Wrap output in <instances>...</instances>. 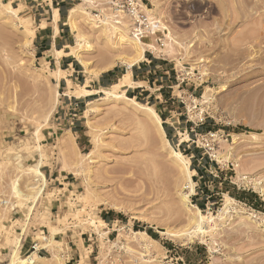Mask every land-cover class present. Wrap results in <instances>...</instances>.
<instances>
[{
	"label": "rangeland",
	"instance_id": "rangeland-1",
	"mask_svg": "<svg viewBox=\"0 0 264 264\" xmlns=\"http://www.w3.org/2000/svg\"><path fill=\"white\" fill-rule=\"evenodd\" d=\"M143 1L157 29L141 40L150 62L139 78L149 79L150 88L134 100L154 109L170 147L195 171L189 207L181 201L185 175L172 166L155 124L136 115L130 102L104 99L102 92L85 99L76 96L78 89L69 92L65 96L80 104L68 110V90L56 86V76L69 79V72L54 73L51 55L39 53L30 34L42 18L49 16L52 25L51 15L0 0L18 9L29 28L0 5V264L28 262L15 256L34 252L21 248L32 226L37 254L45 258L40 264H264V0ZM64 5L59 26L71 33L64 52L76 48L77 35L89 47L90 71L63 55L80 71L73 91L103 73L130 72L117 59L136 53L114 40L120 31L107 28L112 19L118 29L128 24L114 19L105 0ZM75 6L77 31H71L65 22ZM70 113L77 136L62 125ZM88 153L91 159H83ZM35 169L46 179L39 194L33 193ZM227 197L230 208L220 213ZM195 207L212 216L204 234L194 233ZM91 219L106 223L100 234ZM40 225L50 233L54 225L55 247H42L51 234ZM131 231L154 241L135 243ZM146 247L148 256L141 253Z\"/></svg>",
	"mask_w": 264,
	"mask_h": 264
},
{
	"label": "bare ground",
	"instance_id": "bare-ground-1",
	"mask_svg": "<svg viewBox=\"0 0 264 264\" xmlns=\"http://www.w3.org/2000/svg\"><path fill=\"white\" fill-rule=\"evenodd\" d=\"M0 5H1V7H2V10L4 11V13H6L7 14V16L9 15V17L12 19L13 18V20L14 19H17V20H19L20 21V23H21V25H23L22 27L24 28V30L25 31H29V28H28V26H27V24H26V22H25V18H24V20H21V18L19 17V10L18 9H16V8H11L10 7V5H8V4H5V3H3V2H0ZM78 6H75L74 8H71L70 9V11L68 12V15H67V19H66V22H65V24L67 25V26H69L70 27V30L71 31H77V27H76V25H75V22H74V18L76 17V15H77V13H78ZM147 11L148 12H150V9H148L147 8ZM27 17V16H26ZM58 18H59V13H58V10L57 9H53V20H52V27H53V29H54V35L55 34H57V32H58V27H57V21H58ZM105 20H107V18H105ZM104 20V22H108L109 20H107V21H105ZM112 21H113V19H112ZM111 21V23L110 22H108V24L110 23L111 25H108V29H109V26H111V28L110 29H112L113 31H111V33L113 34L115 31L117 32V31H120V35H118V36H114L115 38H114V40L116 39V42H120L121 44H123V45H127V47L129 48V46H131L132 47V49L134 50V54L136 53V55H135V57H132L131 59H129V60H126V59H124V58H118L117 59V61L119 60V61H121L120 63H122V64H126V66L127 67H132L134 64H136L137 62H139V61H141V60H143L144 59V47H146L144 44H142L143 42L141 41V39H136V40H130V37H128V35L126 34L127 32H128V30H129V26L128 25H125V24H123V26H122V29H118V26L116 25V24H118L117 22L115 23V21L114 22H112ZM121 22V21H120ZM19 25V24H18ZM117 26V27H116ZM41 28V27H40ZM105 29H106V27H105ZM76 33V32H75ZM74 33V34H75ZM30 34L32 35V37H34L35 36V32L34 31H32L31 30V32H30ZM117 35V34H116ZM30 36V35H29ZM74 36V35H73ZM113 36V35H112ZM74 38H75V46H76V48H72V50H70L68 53H66V52H64L63 50H56L55 51V53L57 54V56L58 57H60L61 55L63 56V55H69V54H71L72 55V57L73 58H75V60L86 70V71H90V69H89V66H90V62L86 59V55H85V52H87L88 51V49H89V47L86 45V44H84L83 42L84 41H82L81 39H80V37L77 35L76 37L74 36ZM112 37H110V36H106V41L107 42H109L110 41V39H111ZM124 46V47H125ZM69 47V46H68ZM130 49V48H129ZM116 61H114L113 63H111L109 66H108V68H113L114 66H115V63ZM107 67L105 68V70L106 69H108ZM54 73H56V74H58L59 75V73H60V69L59 68H56V70H55V72ZM58 79H59V77L58 76H56V80L58 81ZM67 86H66V90H68L66 93H64V95H66L67 96V94L69 93V92H71L72 94L73 93H75L76 91H80V92H76L77 93V97L79 98V97H89V96H93V95H96L97 93H99V92H102L103 93V95H104V99H123V100H125V101H128V102H130L131 103V105L133 106V108H134V112H135V114L136 115H138V116H141V117H143L145 120H147V121H149V120H151L154 124H155V127H154V129H155V131L157 130V133H159L160 134V136H161V138H162V140H163V142H164V144L166 145V146H168V148L170 149V151H169V154H168V156H169V159H170V161H171V164H172V166L174 167V168H176V169H178V170H180V171H183V173H184V175H185V178H186V185H187V192H185V193H182V195H181V201L183 202V204L185 205V207L186 208H188L189 206H188V203H189V201H188V197H189V195H191L193 192H194V182L192 181V179H191V176H192V174H194L195 173V171L194 170H190L189 169V167H188V164H189V161H188V159L180 152V151H176V150H174V149H172L171 147H170V144H169V142H168V139L166 138V136H165V133H164V130H163V127H162V125H161V120H160V118L158 117V115L156 114V112L154 111V109L151 107V106H145V105H142V104H140V103H138L137 101H135L134 99H132V98H128V97H126L125 95H124V91H125V89L127 88V87H131V86H133V84L131 83V77H130V73L129 72H126L125 74H123V76H122V78L117 82V83H115V84H113L112 86H111V89H108V90H102V91H97V90H89V89H86L84 86H76V87H78V88H76L75 89V91H73V89H72V86H73V84H72V82L69 80V79H67ZM58 85V83L56 84V86ZM78 89V90H77ZM92 109H93V107H92V103H90V105H89V108H88V112H90V111H92ZM141 125H143V124H141ZM140 130H141V128H140ZM144 130V129H143ZM145 132V131H144ZM143 132V133H144ZM145 134V133H144ZM148 136V135H147ZM83 157V159H88V160H90L91 159V153H88V154H85V155H83L82 156ZM35 174H36V176L38 177V179H39V186H37V187H34L33 189L35 190V191H33V193H35V194H39V193H41L42 191H43V188H44V185H45V182H46V179H45V176H44V174L41 172V171H39V170H37V169H35ZM94 199H96V203H103L102 202V200H100L99 198H97L95 195H94V197H93V200ZM89 201V200H88ZM232 201V199L231 198H229V197H227V200H226V202H224L225 203V205H224V207H223V209H222V212H220V213H226L227 212V210L230 208L229 206H230V202ZM109 204V203H108ZM107 205V204H106ZM108 206H110L111 208H113V209H119L118 207H117V205H115V204H109ZM196 208V207H195ZM196 210V214H195V218L193 219V230H194V233H196V232H198V233H200V234H204V233H206V232H208V231H210V229H212V228H210L211 226H210V224L209 223H211V222H213V219H212V216H206V215H204L200 210H199V208H196L195 209ZM80 212H77V214L81 217V215L79 214ZM77 215V216H78ZM77 216L75 217V218H77ZM87 216V215H86ZM254 216V215H253ZM88 217V216H87ZM87 217H85V218H87ZM43 218V217H42ZM83 218V217H82ZM59 219V218H58ZM81 219V218H80ZM79 219V220H80ZM82 220V219H81ZM80 220V221H81ZM88 220V219H87ZM62 221V220H61ZM86 221V220H85ZM90 221V220H89ZM96 222H97V220H95ZM95 221H93L92 219H91V222H88V224L89 223H91L94 227H95V231L97 232V233H99L100 232V227L101 226H104V225H106V223L103 221V220H98V223L97 224H99V225H97L96 224V222ZM51 222V221H50ZM66 222V221H65ZM64 222V223H65ZM48 224V223H47ZM56 224V223H55ZM90 224V225H91ZM50 227H52V228H50V229H52V231H51V236H50V239H49V241H48V243L47 244H43V248H47L49 245H50V243H57L54 239H53V235H54V230L53 229H55L54 228V225L53 226H51L50 225ZM62 229V228H61ZM96 232H94V233H96ZM101 233V232H100ZM99 233V234H100ZM103 235L105 234L104 232L102 233ZM130 234H132V236L131 237H129V239L130 238H132V239H134V241H135V243H138V244H141L140 242H141V240H144L145 242H147V241H154L153 239H151L146 233H144V232H142V231H131V233ZM106 235V234H105ZM171 235V234H170ZM169 235V236H170ZM101 236V235H100ZM81 239V238H80ZM79 240V239H78ZM78 240H77V242H78ZM132 242H133V240H131ZM54 244H51V245H53L54 246ZM81 244V243H80ZM51 245L49 246V247H51ZM56 245V244H55ZM82 245V244H81ZM55 247V246H54ZM50 249V248H49ZM52 251H54V250H51V252ZM81 251V250H80ZM83 251V250H82ZM84 252V251H83ZM55 253V252H54ZM141 253H143V254H146V256H148L147 254H149L150 253V251H149V248L148 247H146V248H144L143 249V252H141ZM87 254V253H86ZM15 255H16V253H15ZM141 255V254H140ZM150 255V254H149ZM82 256V255H81ZM85 256H87V255H84L83 257H85ZM145 257V256H144ZM15 258L16 259H18L19 261H22V262H24V261H28V262H26V264L28 263V264H40V260H42V259H45V258H43L42 256H40V255H38L37 254V251H34V252H32V253H30V254H28V255H26V256H15ZM16 259H14V260H16ZM17 261V260H16ZM18 261V262H19ZM61 263V262H60Z\"/></svg>",
	"mask_w": 264,
	"mask_h": 264
},
{
	"label": "crops",
	"instance_id": "crops-1",
	"mask_svg": "<svg viewBox=\"0 0 264 264\" xmlns=\"http://www.w3.org/2000/svg\"><path fill=\"white\" fill-rule=\"evenodd\" d=\"M65 0H19V4L28 5L31 10H34L35 12H38L39 15L42 17H45V15H51V21L53 17V9H57L59 13V19L57 21V27H58V32L57 34L54 33V29L52 27L51 22L49 21V16L47 18H42L39 21V27L36 32V50L43 54L44 56H48L49 54L51 57L49 58L48 64L51 66H54L60 69L61 72L63 71H68L69 74L67 75L71 82L75 84H80V71H77L74 66V61L72 58L69 56H62L60 58L55 57L54 52L56 50H63L69 45V41L71 38V33L67 27H61L59 26V22L61 20V16L64 17L65 11H67L65 5H64ZM46 24V26L41 27V23ZM64 25V24H63ZM41 27V28H40ZM47 54V55H46ZM49 55V56H50ZM148 59L144 55V62L141 64H138L137 66L134 65L130 69V77H131V83L133 86L127 87L124 91V95L126 97H131V98H136L137 96L143 95L146 92H148L150 88V81L147 79L145 76H139L141 75L142 71H140V67L143 66L145 67V64H148ZM124 73L120 74L118 76L114 71H109L106 73L101 74L97 78H94L89 81V85L86 86L87 89L90 90H97L101 91L109 86H112L113 84L117 83L123 76ZM67 79L61 77L58 80V86L61 87V85L67 86ZM117 81V82H115ZM161 96V93H159ZM95 96V95H93ZM151 96V95H147ZM92 97V96H89ZM89 97H83L89 98ZM158 98V95L155 96ZM77 98V97H76ZM71 131V130H70ZM71 133L75 134L77 136L76 131H71ZM45 175V174H44ZM67 178V176L63 177ZM58 180V177L55 176L54 179H51L52 182H56ZM60 184V183H59ZM69 184V182H67ZM52 210L50 212L52 213ZM109 221H113V219H109ZM42 228L44 232L49 231L47 226L40 225L38 229ZM36 233V228L34 226L30 227V232L21 239V248L22 250L26 252H31L32 251V246L33 244L36 243L35 241V235ZM50 233V231H49ZM68 237V236H67Z\"/></svg>",
	"mask_w": 264,
	"mask_h": 264
},
{
	"label": "built area",
	"instance_id": "built-area-1",
	"mask_svg": "<svg viewBox=\"0 0 264 264\" xmlns=\"http://www.w3.org/2000/svg\"><path fill=\"white\" fill-rule=\"evenodd\" d=\"M19 0H11V2H18ZM106 9L117 21H124L129 25V34L135 39L142 41L148 38L149 35L155 34L157 27L154 25L153 19L146 11V4L143 0H105ZM67 109L73 112L79 107L80 101L78 98L66 97ZM72 119L70 121H62V125L68 127L70 130L73 126L76 114H69ZM36 245L33 244L32 251L36 250ZM37 252H40L38 250Z\"/></svg>",
	"mask_w": 264,
	"mask_h": 264
}]
</instances>
